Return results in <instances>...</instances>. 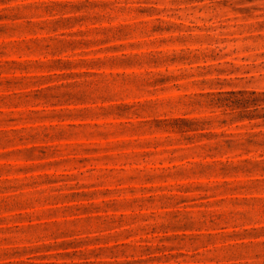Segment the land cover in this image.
Returning a JSON list of instances; mask_svg holds the SVG:
<instances>
[{
	"label": "rangeland",
	"instance_id": "374dc122",
	"mask_svg": "<svg viewBox=\"0 0 264 264\" xmlns=\"http://www.w3.org/2000/svg\"><path fill=\"white\" fill-rule=\"evenodd\" d=\"M0 264H264V0H0Z\"/></svg>",
	"mask_w": 264,
	"mask_h": 264
}]
</instances>
